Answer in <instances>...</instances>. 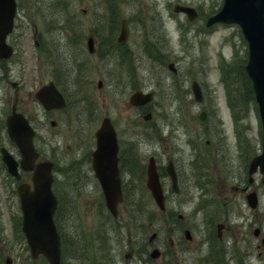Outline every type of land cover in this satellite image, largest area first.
I'll return each mask as SVG.
<instances>
[{"label":"rangeland","instance_id":"374dc122","mask_svg":"<svg viewBox=\"0 0 264 264\" xmlns=\"http://www.w3.org/2000/svg\"><path fill=\"white\" fill-rule=\"evenodd\" d=\"M36 1L41 7L48 9L46 14L48 17L50 15L49 18L59 14L57 4H51L52 0ZM72 1L71 21L83 27L82 33L73 25L52 23L49 18L43 23L42 19L35 15V10L23 4L17 10L16 22L17 25L28 27L26 29L29 31L34 25L38 29L56 30L48 32V35L69 53V60L78 56V49L81 48L83 57L88 62L83 76L84 86H80L89 98L95 101L94 114L86 112L76 104L69 105L65 110L52 115L51 118H54L56 123L50 126L49 117L42 115V107L34 99V94L30 95L23 84L22 107L33 114L32 117L44 138L48 137L57 144V158H69L73 156V152L77 154V159L73 160L74 168L63 169L55 186L62 198L57 227L64 239V263L90 264L92 258L96 264H148L147 255L151 247H148L145 253L146 247L143 243L146 244L148 236L155 232L152 243L161 251V260L158 258V262L193 264L198 252L189 247L185 248L179 229L183 224L188 225L196 240L198 233L207 232V225L201 221L204 215L197 208L198 189L192 183L193 162L200 159L199 164L205 162L207 165L203 169L220 170L222 173L231 171L237 176H242L247 162L248 152H240L237 146L238 141L234 136L235 122L233 118L230 119L233 109L225 103L224 85L220 80L218 68L219 57L234 60L236 57L242 58L245 54L246 45L240 38L238 27L233 24H217L208 32L199 29L204 25V18L216 10L222 0H124L121 9L125 16H135L139 10L140 13L147 12L148 16L155 15L152 39L156 44L161 43V51L166 55L165 62L153 59L151 52L144 46L148 27L134 19L131 22L132 36L129 42L131 46L134 44L136 59L133 64L136 73L131 75L129 65L116 62L115 52H111L104 59L85 53L83 47L86 33L89 25L93 24L91 9L97 14L101 10V4L98 0L68 2ZM176 3L193 6L198 11L197 18L189 21L184 14L174 12L172 8ZM83 9L86 12H83ZM104 16L106 18V15ZM143 19L150 21L149 17ZM185 25L186 29L183 28ZM73 31H77V44L69 37L75 36ZM34 49L32 37L24 38L17 55L22 56L21 66L25 79L28 80L31 76L35 80L40 76L45 82L49 76L42 73V68L39 71ZM168 62L174 63L175 72L168 69ZM108 73L120 80L121 89L127 85L124 94L118 92L113 95L115 80H109ZM100 78L103 80V86L97 89L96 82ZM71 80L68 79L67 85L72 84ZM192 80H196L202 89L204 99L200 103L193 98L190 89ZM134 83L140 88L154 92L147 110L152 113L151 123L162 130V138L153 134L151 124L143 122L141 115H138L139 110L128 106L127 95L131 91L128 88ZM36 84L38 85V80ZM245 85L238 76L233 83L237 90H245ZM73 94L70 95L75 97L74 89ZM238 95L237 91V100ZM201 109L208 111L204 123L215 127L214 129L200 128V124H204L197 118ZM239 111L241 115L238 124L243 126V135L251 138V141L247 140L249 146L256 145L260 138V124L253 100H248L247 104L240 103ZM104 114L115 121L123 149L132 152L127 160L123 159L127 197L119 205V217L115 223L107 218L103 197L92 176L90 179L86 173L83 160V155L91 144V132L98 125L89 119L92 117L91 120L99 121ZM203 131L206 134L202 137ZM199 138L210 139L216 151L205 152L206 149L202 141L199 143ZM218 138L220 140L217 141ZM222 142L224 152L218 150ZM196 152L198 157L194 156ZM150 155L163 164L171 158L182 175L180 193H169L171 197L166 212L157 209L145 186V165ZM213 173L211 171L209 175L216 183L210 186V193L218 191L221 186L219 178L214 177ZM244 180L246 181V175ZM7 185L9 180L0 164V264H4L6 255L12 258L13 264H46L40 257H30L24 238L15 231L14 220L20 214L19 206L16 196L7 192ZM259 191V209L262 215L258 222L254 220L256 223L253 220L251 223L247 222V218L253 219L254 214L244 198L238 194L229 195L228 199H224V204L209 213L219 218L218 220L230 223L228 234H233V240L231 249L223 251L226 264H264V247L261 245L263 251L258 255L254 243L250 242L254 241L253 227H261L264 233V185L259 187ZM168 210L174 213V220L167 217ZM179 213L183 215L184 222L176 221ZM103 238L107 239V243L102 246L100 242ZM86 244H89L88 249H85ZM114 251L118 256L111 263ZM157 261H153V264Z\"/></svg>","mask_w":264,"mask_h":264},{"label":"water","instance_id":"95a60500","mask_svg":"<svg viewBox=\"0 0 264 264\" xmlns=\"http://www.w3.org/2000/svg\"><path fill=\"white\" fill-rule=\"evenodd\" d=\"M174 10H180L187 14L189 19L196 16L192 7L176 5ZM15 11L14 0H0V52L3 43V36L10 30L12 18ZM215 22L232 23L240 25L244 37L248 41V62L245 69L250 76L253 90L259 106L260 116L263 126V152L257 156L251 166L256 165L260 160L264 166V0H223L222 7L218 12L209 16L206 25ZM126 35L125 23L122 22L121 35L118 40L123 41ZM91 41L89 40V45ZM171 68V65H169ZM195 98L199 99L200 92L197 84H192ZM50 88V87H47ZM56 100L53 105L62 106L61 94L53 87ZM43 92V90H42ZM42 92H37L36 96L46 105L50 106ZM151 98V93L135 91L130 96V102L138 105L145 103ZM47 106V107H48ZM21 127L25 130L24 135L19 134ZM10 136L20 147L23 155L28 157L32 152L31 136L32 130L26 120L21 117L20 125L14 121L8 128ZM96 150L93 152V167L100 185L105 194L108 209L116 215V204L121 198L118 170L116 166L117 143L114 129L108 118H104L100 127L95 133ZM3 158L7 163L14 166L10 157ZM167 171L173 175L170 165ZM34 191L29 192L26 188L19 190L23 220L21 228L26 235L30 252L33 257L42 253L49 264H59V236L52 221V214L55 209L56 200L50 190L51 176L49 167L44 166L36 170L33 176ZM147 185L150 188L155 200L162 206V194L158 177L155 171V163L152 158L147 165ZM156 256V253H152ZM6 264H11V260L6 258Z\"/></svg>","mask_w":264,"mask_h":264},{"label":"flooded vegetation","instance_id":"af4514ba","mask_svg":"<svg viewBox=\"0 0 264 264\" xmlns=\"http://www.w3.org/2000/svg\"><path fill=\"white\" fill-rule=\"evenodd\" d=\"M21 32L15 28L12 32L7 34L6 36V42L7 44L11 45L13 47V55L8 58H0V147L4 146L5 149L13 156L14 159L18 161V172H19V178L13 179L8 175L7 167L3 165L2 170H4V174L8 176L10 184L7 185V192L9 194H13L14 188L17 189V184L21 182L29 181L32 170H24L21 166V160H20V152L17 148V146L9 139L7 130H6V119L7 116L11 113V111H16L23 113L30 122L39 128L36 123V120L32 117L33 114L31 112H28L24 110L22 107V94H23V84L27 87L29 94L32 95L33 90L35 91V88L38 86H41L44 84L40 76H37L38 85L36 84V81L28 80L25 81L24 76L22 75L23 70H21L20 66V60L17 59L14 56L17 52V49H20V45L23 42V39H29L30 34H20ZM32 36L34 40H36V37L38 36V33H33ZM37 43V42H36ZM98 45V40H97ZM116 49L117 53V60L119 62H124L127 64H130L134 60V53L132 47H128L127 45L118 46ZM103 50L101 48H98L97 57L102 58ZM106 55V53H105ZM108 55V54H107ZM106 55V56H107ZM37 58V64L39 66V71L42 68L43 62L46 60L42 57H36ZM52 69L51 67H48ZM16 73V74H15ZM52 75H49V79L46 81L54 80L55 77V70H52ZM15 74L14 78L12 77ZM57 110H42V113L44 115L47 114H53ZM44 137V136H42ZM40 135H35L33 138L34 145L36 150L38 151V158L35 160L41 161L44 159H49L53 162L52 170H58L59 162L60 165L68 169L71 166L70 161L77 159V154L73 152V156H70L69 158H63L59 159L57 158V144L50 138H43V140H40ZM92 148V145H89V148L87 152L83 155V160L85 162V168L88 173H92L91 170V158L89 159V152ZM218 150H221L224 152V148L221 145ZM216 149L212 147L211 152H215ZM261 151V146H259L252 155L254 157L257 153ZM132 154L131 150L125 151L122 147V144L120 145V157L123 156V159H128L130 155ZM252 158H250L251 160ZM59 171V170H58ZM159 172V176H161V184L163 185L164 189L170 186V180L167 176L165 169L160 168L157 169ZM213 171L214 177L219 178V182L221 183V186L218 188V191H213L210 193V186L214 185L216 182L213 178L210 177V172ZM248 171V169H247ZM246 171V181L244 180L245 173L242 174V176H237L236 174H233L231 171H226L225 173H222L220 170H208V169H198L194 172L192 175V183L194 186L198 189V192L196 194L197 199V208L202 212L204 215L201 218V221L204 224L209 225L211 232H200L197 234L198 239L196 240L195 237H191L189 240H185V248L189 247L198 253L195 255L194 263L193 264H224L221 262V258L223 256V251L227 252L229 249H231L232 244L231 240H233V234H228V231L230 230V223L223 220H218L219 218H216L214 216L209 215L210 211L216 210L224 204V199H228L229 195H245L247 192H250L254 190L257 193V199L258 203L257 206L252 210L254 216L253 219L247 218V222L251 223V221L256 219L257 222L260 220V215H262V211L259 209V200H260V193L257 190L258 186L264 184V177L261 175L260 168H257V171L250 177ZM261 174H260V173ZM177 176V182L178 185L182 182V176L180 173L176 171ZM122 177V175H121ZM249 178H251L249 180ZM257 179V180H256ZM126 180V178L124 179ZM256 180V181H255ZM123 182V177H122ZM165 191V195H166ZM166 199V198H165ZM169 200V199H168ZM256 223V222H254ZM258 230V236H255L254 241L250 240L251 243H254V247L257 249L258 255L261 254L260 249V240L262 237V232L260 227L254 228V230ZM253 230V231H254ZM260 239V240H259ZM218 262V263H216Z\"/></svg>","mask_w":264,"mask_h":264},{"label":"trees","instance_id":"16d2710c","mask_svg":"<svg viewBox=\"0 0 264 264\" xmlns=\"http://www.w3.org/2000/svg\"><path fill=\"white\" fill-rule=\"evenodd\" d=\"M243 62L244 60L241 59L240 61L237 62L238 65L232 64L228 66V70H231L232 72H234L238 77L244 78L246 80V85L245 88H247L248 90L250 89V83L248 78L245 75V72L243 70Z\"/></svg>","mask_w":264,"mask_h":264},{"label":"bare ground","instance_id":"6f19581e","mask_svg":"<svg viewBox=\"0 0 264 264\" xmlns=\"http://www.w3.org/2000/svg\"><path fill=\"white\" fill-rule=\"evenodd\" d=\"M105 242L107 243V239L106 238H103L102 240H101V245L103 246L104 244H105ZM144 245H145V249H144V252L146 253L147 252V249H148V247H151L152 245H153V243L152 242H150V241H148L146 244L145 243H143ZM89 247V244H86L85 245V249H87ZM118 256V254L114 251L113 252V255H112V258H111V263H112V260L114 259V258H116Z\"/></svg>","mask_w":264,"mask_h":264}]
</instances>
